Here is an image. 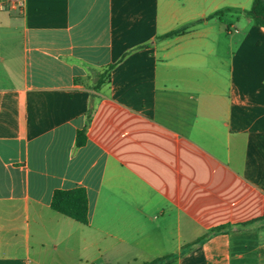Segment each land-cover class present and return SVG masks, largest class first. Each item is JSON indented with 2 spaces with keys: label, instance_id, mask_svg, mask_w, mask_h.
Returning <instances> with one entry per match:
<instances>
[{
  "label": "crops",
  "instance_id": "obj_1",
  "mask_svg": "<svg viewBox=\"0 0 264 264\" xmlns=\"http://www.w3.org/2000/svg\"><path fill=\"white\" fill-rule=\"evenodd\" d=\"M9 2L0 264H88L89 249L118 264H264V27L245 15L253 0ZM76 188L88 225L51 209L55 191Z\"/></svg>",
  "mask_w": 264,
  "mask_h": 264
},
{
  "label": "trees",
  "instance_id": "obj_2",
  "mask_svg": "<svg viewBox=\"0 0 264 264\" xmlns=\"http://www.w3.org/2000/svg\"><path fill=\"white\" fill-rule=\"evenodd\" d=\"M222 12H218L213 17H220ZM245 15L250 18L255 25L264 27V0H253L252 8L245 12ZM186 29H180L170 32L159 39H168L185 33ZM106 77V74L100 76L102 81ZM83 136V137H82ZM86 137L84 132H79L77 145L81 146L85 143ZM51 209L64 215L80 224H89V204L87 193L82 188H76L73 190H57L54 192ZM226 231L225 227H220L212 230L209 234L216 235ZM177 259V256L170 255L164 258L156 259L144 264H172Z\"/></svg>",
  "mask_w": 264,
  "mask_h": 264
},
{
  "label": "rangeland",
  "instance_id": "obj_3",
  "mask_svg": "<svg viewBox=\"0 0 264 264\" xmlns=\"http://www.w3.org/2000/svg\"><path fill=\"white\" fill-rule=\"evenodd\" d=\"M88 264H118L117 262H109L103 260L99 253H97L94 249H89L88 250ZM130 264H135V263H130Z\"/></svg>",
  "mask_w": 264,
  "mask_h": 264
},
{
  "label": "built area",
  "instance_id": "obj_4",
  "mask_svg": "<svg viewBox=\"0 0 264 264\" xmlns=\"http://www.w3.org/2000/svg\"><path fill=\"white\" fill-rule=\"evenodd\" d=\"M9 4L13 8L17 7L19 9H22L25 5V0H10ZM6 8H7V5L2 6V10H6Z\"/></svg>",
  "mask_w": 264,
  "mask_h": 264
}]
</instances>
